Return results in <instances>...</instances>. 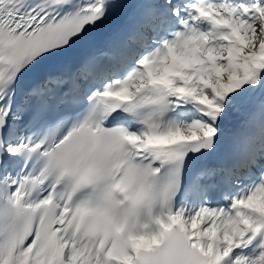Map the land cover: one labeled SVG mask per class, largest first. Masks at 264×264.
<instances>
[{"label":"snow or ice","instance_id":"6c2138e0","mask_svg":"<svg viewBox=\"0 0 264 264\" xmlns=\"http://www.w3.org/2000/svg\"><path fill=\"white\" fill-rule=\"evenodd\" d=\"M0 264H264V0H0Z\"/></svg>","mask_w":264,"mask_h":264}]
</instances>
